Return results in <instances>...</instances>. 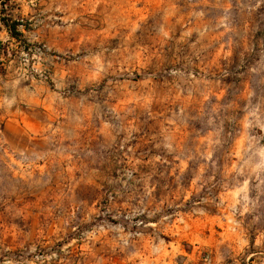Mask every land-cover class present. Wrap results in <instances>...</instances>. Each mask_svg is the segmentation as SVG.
Instances as JSON below:
<instances>
[{
	"label": "rangeland",
	"instance_id": "rangeland-1",
	"mask_svg": "<svg viewBox=\"0 0 264 264\" xmlns=\"http://www.w3.org/2000/svg\"><path fill=\"white\" fill-rule=\"evenodd\" d=\"M0 264H264V0H0Z\"/></svg>",
	"mask_w": 264,
	"mask_h": 264
}]
</instances>
